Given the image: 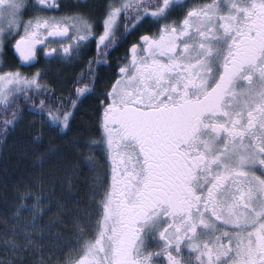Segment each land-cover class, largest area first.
<instances>
[{"label":"snow or ice","instance_id":"6c2138e0","mask_svg":"<svg viewBox=\"0 0 264 264\" xmlns=\"http://www.w3.org/2000/svg\"><path fill=\"white\" fill-rule=\"evenodd\" d=\"M26 113L0 264H264V0H0V138Z\"/></svg>","mask_w":264,"mask_h":264},{"label":"trees","instance_id":"16d2710c","mask_svg":"<svg viewBox=\"0 0 264 264\" xmlns=\"http://www.w3.org/2000/svg\"><path fill=\"white\" fill-rule=\"evenodd\" d=\"M11 55L10 50L9 58ZM91 105L92 102H87L86 106H81V110L90 114L92 107H94ZM28 115L30 116L26 113L25 116ZM80 119L81 116L78 113L77 121ZM32 134V132L27 131L24 123H21L17 129L8 134L6 140L0 138V217L12 210L17 185L26 183L30 176L39 169L38 165L33 166L34 154L28 139ZM48 140L49 135L46 134L44 144H47ZM55 142L59 143V140ZM35 155H39V152L37 151Z\"/></svg>","mask_w":264,"mask_h":264},{"label":"flooded vegetation","instance_id":"af4514ba","mask_svg":"<svg viewBox=\"0 0 264 264\" xmlns=\"http://www.w3.org/2000/svg\"><path fill=\"white\" fill-rule=\"evenodd\" d=\"M89 2H90V0H89ZM129 39H131V37ZM54 42L58 44V43H66L67 41H62V40L56 39ZM125 43H127V41H125ZM123 49H124V44H121L120 48L116 49V51H114L112 53V55L116 56V55L122 53ZM41 51H43V49H41ZM94 51H95V40L92 41L90 49L86 53L84 59L86 60L87 56L92 55ZM10 59H15V55L13 53L10 56ZM40 63L48 65V77H47V79H49L51 81H55L58 77H71L75 71L79 70L78 66L81 65L83 63V61H74L70 64H66V63H64L62 61H58V60L42 59L40 61ZM38 66H39L38 64H34L32 66V69H25V70L26 71L27 70H34V68L38 67ZM105 71L110 73V70H105ZM100 90H101V88L98 86L97 91L99 92ZM95 99H96L95 97H89V99L86 100L84 102V104H82L81 106H86L87 102H92L91 106H94L95 105Z\"/></svg>","mask_w":264,"mask_h":264},{"label":"rangeland","instance_id":"374dc122","mask_svg":"<svg viewBox=\"0 0 264 264\" xmlns=\"http://www.w3.org/2000/svg\"><path fill=\"white\" fill-rule=\"evenodd\" d=\"M31 119V115L29 116H25V120L24 121H22L21 123H24V126L25 127H27V131H29V132H32L29 128H28V126H27V123H26V121L27 120H30ZM57 191L53 194V200H58L61 196H62V194H65V193H70V192H72V189H70L69 187H68V185H67V182H66V180L63 178V177H61L58 181H57ZM48 200H45L44 201V203L45 204H48ZM55 212H56V208L55 207H53L52 209H51V211L49 212V213H47L46 214V216H45V221H47L50 217H52L54 214H55ZM0 230H2V225H0Z\"/></svg>","mask_w":264,"mask_h":264}]
</instances>
